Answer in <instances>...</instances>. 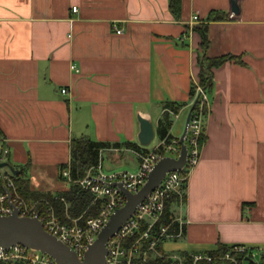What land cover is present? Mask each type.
<instances>
[{"label":"crops","instance_id":"1","mask_svg":"<svg viewBox=\"0 0 264 264\" xmlns=\"http://www.w3.org/2000/svg\"><path fill=\"white\" fill-rule=\"evenodd\" d=\"M211 10L225 19L208 22ZM201 23L206 56L243 63L212 69L200 159L184 200L170 204L182 233L160 249L185 256L240 244L264 256V0H181L179 18L168 0H0V175L21 172L31 190L53 194L68 188L59 172L72 138L140 144L139 116L155 134L165 102L190 101ZM103 153L115 163L107 170L137 167L124 145L104 148L101 164Z\"/></svg>","mask_w":264,"mask_h":264},{"label":"built area","instance_id":"2","mask_svg":"<svg viewBox=\"0 0 264 264\" xmlns=\"http://www.w3.org/2000/svg\"><path fill=\"white\" fill-rule=\"evenodd\" d=\"M76 11L77 7H72ZM192 22L199 21L194 14ZM121 29H116L120 33ZM76 69L75 65H71ZM62 93L66 92L61 88ZM183 108H187L188 120H185L183 142L187 148L185 164L179 170L167 171L159 185L155 187L146 199L140 202L132 215L125 220L115 234L106 243L104 264H145L153 259L168 260L166 264H243V260L253 258V252L246 245L234 244L220 254L212 255L209 252L191 253L185 256L169 255L161 251L160 246L166 239H173L181 235L183 220L171 216L163 222L166 202L173 195L178 196L180 202L185 198V189L188 175L200 159L201 147L205 137V117L210 110L209 99L205 88L194 82L193 95L190 101L179 107L177 111L169 108L172 124L179 118ZM187 118V117H186ZM170 127V129H171ZM167 131L165 136L157 137V142L147 150L134 149L138 159L137 167L133 171L121 170L105 172L101 160L97 165L90 167L80 179H72L69 163L60 169V175L65 181L75 182L88 191L93 200L101 199L95 215L69 217L64 222L57 215L51 200H62L53 193L51 198L40 197L28 202L17 192V187L11 179H7L4 190H0V215H8L13 211V205L19 210V215L35 216L43 228L66 244L82 259L88 246L95 240L98 231L107 222L110 214L125 202V196L119 187L112 184L121 182L124 188L135 193L144 184L149 171L155 163L164 156L177 158L180 154V137L173 136ZM6 153V149L4 150ZM0 157V161H2ZM0 264H56L52 257L40 250L27 248L21 244H14L8 248L0 247Z\"/></svg>","mask_w":264,"mask_h":264},{"label":"trees","instance_id":"3","mask_svg":"<svg viewBox=\"0 0 264 264\" xmlns=\"http://www.w3.org/2000/svg\"><path fill=\"white\" fill-rule=\"evenodd\" d=\"M168 7L170 12L174 17L179 18L181 11V0H168ZM225 13L223 11L211 10L207 15V21L223 20L225 19ZM194 29L199 33L200 36V46L202 49V55L199 58L200 71L198 74L199 83L205 88L211 86L212 69L223 64L226 61H234L236 63L242 64L241 55H235L231 53L222 54L218 56L208 57L205 55L204 51L209 45V39L207 36V24L201 23L194 27ZM194 83L190 87V98L193 95ZM164 108H169L173 111H177L182 103L176 102H165ZM172 124V119L167 110H164L161 117L158 119L156 133L159 138L165 136L167 131L170 129ZM2 136V131L0 129V138ZM124 145L129 149H139L147 150L146 147L141 146L136 142L124 141V142H109V141H98L87 137L72 138L70 142V175L72 179L82 178L87 170L97 165L100 159V152L104 148L119 147ZM67 164H62L60 169L65 167ZM61 180H65L59 173ZM11 179L17 187L18 194L25 200L31 201L38 199L40 197L51 198L52 193L50 192H38L33 191L29 187L28 180L21 176V172L17 174H12L10 172H5L0 175V190H4V184L7 179ZM69 186L65 190L56 192L59 197H63L62 200H51L55 208L57 215L64 222H69V217H77L83 213V216L95 215L98 211L101 199L93 200V196L86 190L82 189L79 184L75 182H69ZM52 199V198H51ZM179 202L178 196L173 195L171 199L166 202L164 209V216L162 221L167 222L171 219L172 211L170 210L171 201ZM229 246L219 245L217 249L209 251L212 255L220 254L221 252L227 250ZM248 261L253 264L252 258L249 257ZM260 261L264 262V256L260 257ZM169 263L168 260L164 259H153L145 264H166ZM207 264V263H203Z\"/></svg>","mask_w":264,"mask_h":264},{"label":"water","instance_id":"4","mask_svg":"<svg viewBox=\"0 0 264 264\" xmlns=\"http://www.w3.org/2000/svg\"><path fill=\"white\" fill-rule=\"evenodd\" d=\"M188 118L189 115L186 120ZM138 121L140 123L138 141L145 146L152 140L154 128L152 122L145 117L139 116ZM184 134L185 131L180 136L181 150L179 156L177 158L164 156L159 159L137 192L128 191L121 182L112 183L119 187L125 196V202L110 214L107 222L98 231L95 240L88 246L82 259H79L66 244L47 232L37 217L19 215V210L14 205L10 214L0 215V247L8 248L14 244H21L50 255L56 264H104L108 239L132 215L136 206L159 185L167 171L179 170L185 164L187 148L182 140ZM5 166H7V162L0 161V168Z\"/></svg>","mask_w":264,"mask_h":264},{"label":"rangeland","instance_id":"5","mask_svg":"<svg viewBox=\"0 0 264 264\" xmlns=\"http://www.w3.org/2000/svg\"><path fill=\"white\" fill-rule=\"evenodd\" d=\"M178 119V118H177ZM177 119H174V123L176 124V121H177ZM157 142V134L155 133L154 134V137L152 138V140L150 141V143L149 144H147L146 146L149 148V147H152L155 143ZM128 154L129 155H132V153L130 152H128ZM114 165L115 163L114 162H112L111 160H110V157L109 156H107L105 153H103V160H102V169H103V171H105V172H110V171H121V170H129V171H133L134 170V168H132V164H123V165H118V166H115L113 169H111V170H107L106 168H107V166H110V165ZM1 170L3 169V167L2 168H0ZM62 186H65V187H68L69 186V184L66 182V181H62V183H60ZM28 202H30V201H28ZM167 241H172V240H167ZM252 260H253V264H262V262L260 261V256H258V255H256L255 256V258H252ZM242 263L243 264H251L250 263V261H248V260H243L242 261Z\"/></svg>","mask_w":264,"mask_h":264}]
</instances>
